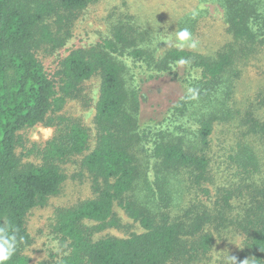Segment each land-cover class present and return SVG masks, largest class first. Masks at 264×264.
Segmentation results:
<instances>
[{
    "label": "trees",
    "instance_id": "1",
    "mask_svg": "<svg viewBox=\"0 0 264 264\" xmlns=\"http://www.w3.org/2000/svg\"><path fill=\"white\" fill-rule=\"evenodd\" d=\"M94 1L0 0V227L15 229L19 240L6 264H29L26 216L60 192L66 176L59 163L85 152L81 164L94 196L58 211L55 230L69 251L55 264H201L229 230L243 236L230 264H264V148L235 142L227 161L235 180L224 183H216L210 156L215 124L240 118L231 100L242 65L264 43V0H216L232 41L212 56L171 48L155 58L145 34L123 20L98 46L69 52L53 80L35 50L62 46L76 14ZM122 57L151 76L181 68L176 77L185 92L157 132L140 125L139 88ZM94 75L101 78L94 147L86 127L60 118L41 164L21 165L19 131L80 98ZM241 118L247 135L264 145V121L252 111ZM115 205L142 232L95 237L120 227Z\"/></svg>",
    "mask_w": 264,
    "mask_h": 264
},
{
    "label": "rangeland",
    "instance_id": "2",
    "mask_svg": "<svg viewBox=\"0 0 264 264\" xmlns=\"http://www.w3.org/2000/svg\"><path fill=\"white\" fill-rule=\"evenodd\" d=\"M123 20L133 23L138 31L145 34V42L154 50L155 58L161 57L171 48H177L174 46L175 34L185 28L198 43L194 49H183L195 53L212 56L232 41L224 10L216 0H96L76 14L70 27V36L62 46L54 49L43 44L35 50V56L46 73L56 81L59 63L69 52L98 46L104 39L111 37L113 26L120 25ZM122 60L129 65V74L133 76L134 85L139 88L140 125L157 132L169 124L170 107L185 92V87L176 77V74H182L181 68H175L178 71L175 75L154 73L151 76L153 72L140 63L133 65L131 57H122ZM241 69L231 100V105L239 110L240 118L231 123L215 124L210 137L211 168L216 183L235 180L227 162L235 142L248 139L258 150L261 145L264 148L260 140L247 135L246 126L241 123V117L251 111L264 121V43ZM100 83L99 75L92 76L83 82L80 98H67L60 110L50 112L42 122L19 131L16 153L21 165L41 164L44 147L54 136L60 118L65 122L77 121L86 127L90 133L89 150L94 147V114ZM86 153L71 156L59 163L66 176L60 192L51 196L44 206L34 207L27 214L25 226L31 243L23 253L29 264L41 261L55 264L68 253L67 243L62 242L55 230L56 216L59 210L73 207L94 196L91 178L81 164ZM214 187L209 186L212 198ZM114 211L120 219V227L106 229L95 237L107 234L127 237L142 232L139 224L118 205L114 206ZM85 223L88 226L93 224L88 221ZM242 240V234L233 230L216 237L207 260L201 264H230L231 257L239 252Z\"/></svg>",
    "mask_w": 264,
    "mask_h": 264
},
{
    "label": "clouds",
    "instance_id": "3",
    "mask_svg": "<svg viewBox=\"0 0 264 264\" xmlns=\"http://www.w3.org/2000/svg\"><path fill=\"white\" fill-rule=\"evenodd\" d=\"M198 41L193 38L191 32L185 28L176 32L174 38V46L180 49L188 47L194 49L197 47ZM181 64L186 61L181 60ZM18 237L15 229L10 227H0V264H6L8 260L16 253L18 247ZM233 261L234 258L232 259Z\"/></svg>",
    "mask_w": 264,
    "mask_h": 264
}]
</instances>
